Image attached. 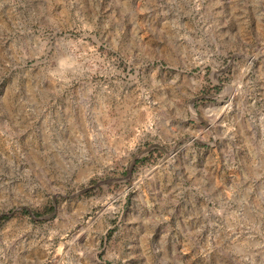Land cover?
I'll use <instances>...</instances> for the list:
<instances>
[{
  "label": "rangeland",
  "instance_id": "374dc122",
  "mask_svg": "<svg viewBox=\"0 0 264 264\" xmlns=\"http://www.w3.org/2000/svg\"><path fill=\"white\" fill-rule=\"evenodd\" d=\"M0 264H264V0H0Z\"/></svg>",
  "mask_w": 264,
  "mask_h": 264
}]
</instances>
